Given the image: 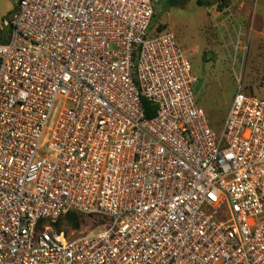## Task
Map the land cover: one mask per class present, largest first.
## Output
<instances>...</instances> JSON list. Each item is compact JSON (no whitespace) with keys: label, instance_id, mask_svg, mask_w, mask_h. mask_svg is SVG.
<instances>
[{"label":"built area","instance_id":"1","mask_svg":"<svg viewBox=\"0 0 264 264\" xmlns=\"http://www.w3.org/2000/svg\"><path fill=\"white\" fill-rule=\"evenodd\" d=\"M12 1L0 264H264V97L240 85L214 128L185 50L150 27L162 0ZM70 211L85 230L55 227Z\"/></svg>","mask_w":264,"mask_h":264},{"label":"rangeland","instance_id":"2","mask_svg":"<svg viewBox=\"0 0 264 264\" xmlns=\"http://www.w3.org/2000/svg\"><path fill=\"white\" fill-rule=\"evenodd\" d=\"M163 2L151 29L171 32L185 50L198 76L196 99L214 126L223 125L240 85L244 92L264 97V0ZM13 6L12 0H0V22ZM67 226L65 218L58 223Z\"/></svg>","mask_w":264,"mask_h":264},{"label":"trees","instance_id":"3","mask_svg":"<svg viewBox=\"0 0 264 264\" xmlns=\"http://www.w3.org/2000/svg\"><path fill=\"white\" fill-rule=\"evenodd\" d=\"M181 1L182 0H164V2H168L170 5L178 4ZM183 1L186 2L188 0H183ZM197 2L199 4H201V5H206L204 0H197ZM155 15H154V17H155ZM151 26H152V23H151L150 27ZM157 31H162V29L157 30ZM143 107H144L148 117H151V116H153L155 114L156 106L151 101L143 99ZM210 121H211V119H210ZM211 125L214 128L219 129V128H221L222 122L218 126H214L212 121H211ZM63 218H65L67 220V222H68V226L66 228L58 227L59 221L62 220ZM87 223H88V221H87V216L86 215L81 214V213H79L77 211H70V212L66 213L64 216H62L56 223H54V225H55V227L57 229L73 230V229H77V228H79L82 225L87 224Z\"/></svg>","mask_w":264,"mask_h":264}]
</instances>
